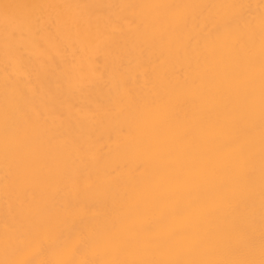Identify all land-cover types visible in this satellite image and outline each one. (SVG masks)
Here are the masks:
<instances>
[{"label":"snow or ice","instance_id":"6c2138e0","mask_svg":"<svg viewBox=\"0 0 264 264\" xmlns=\"http://www.w3.org/2000/svg\"><path fill=\"white\" fill-rule=\"evenodd\" d=\"M99 8L120 10L108 32L92 22ZM125 24L162 58L179 50L187 71L146 75L139 90L101 71L97 54ZM0 44V264H264V0H0ZM49 73L41 107L33 82ZM71 117L116 122L141 154L121 189L106 186L103 212L74 201L82 189L50 151Z\"/></svg>","mask_w":264,"mask_h":264},{"label":"bare ground","instance_id":"6f19581e","mask_svg":"<svg viewBox=\"0 0 264 264\" xmlns=\"http://www.w3.org/2000/svg\"><path fill=\"white\" fill-rule=\"evenodd\" d=\"M20 3H83L93 5L142 4L154 2L199 3L221 2V0H17ZM258 3L259 0H246ZM119 9L99 8L95 10L93 24L101 33L110 31L105 24V17L115 15ZM3 50L0 44V106L3 103ZM97 67L104 71L114 72L118 81H123L130 89L139 90L145 76L155 78L167 74L170 78L187 71L184 55L175 51L162 58V49L158 42L144 40L133 30L131 24L122 25L120 30L111 34L107 46L97 54ZM33 86L39 88L35 103L41 107L49 100L47 92L56 86L55 76L49 73L38 80ZM108 87L98 89L93 99L103 101L109 93ZM72 102H77L74 99ZM73 142L90 145L91 153L85 154L73 147ZM52 156L59 162L61 171L71 181L78 183L82 191L74 195L75 202H85L93 211L107 210L109 202L106 186L111 183L113 190L121 189L129 175L141 160V154L126 144L120 126L116 122L97 123L81 122L71 117L62 129V140L51 145ZM116 173L114 178L113 173ZM3 163L0 161V233L4 228L5 200L3 195ZM89 185L92 191H84Z\"/></svg>","mask_w":264,"mask_h":264}]
</instances>
